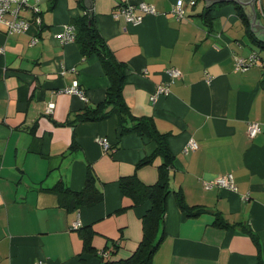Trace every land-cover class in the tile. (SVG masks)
<instances>
[{
  "label": "crops",
  "instance_id": "1",
  "mask_svg": "<svg viewBox=\"0 0 264 264\" xmlns=\"http://www.w3.org/2000/svg\"><path fill=\"white\" fill-rule=\"evenodd\" d=\"M177 1L91 0L87 8L84 0H39L38 13L28 6L19 12L30 23L26 31L7 34L0 26V264H98L83 250L88 231L97 252L118 245L112 259L128 257L140 242L150 204H133L118 180L133 174L145 185L159 180L160 157L136 167L154 152V142L132 133L120 137L115 116L69 124L87 104L102 101L108 85L94 53L83 56L76 38L62 43L58 37L87 12L127 66L122 94L132 115L150 117L173 156L164 169L170 187L164 236L151 264H264V67L238 71L235 65L236 57L264 56V50L248 37L232 4L213 7L206 21L200 16L205 0H182V18L171 12ZM126 2L137 13L140 3L155 12L143 14L138 25L127 23L113 16ZM242 6L251 25L252 9ZM254 10V24L264 27V0ZM263 27L253 32L264 40ZM170 67L180 76L168 95L152 100L156 87L170 81ZM74 81L87 102L62 91ZM249 123L260 127L252 138ZM96 137L106 138L108 148ZM191 139L198 148L184 153ZM88 168L103 200L67 210L47 189L62 182L79 191ZM226 173L235 190L213 185ZM175 192L187 211L200 212L187 216Z\"/></svg>",
  "mask_w": 264,
  "mask_h": 264
},
{
  "label": "trees",
  "instance_id": "2",
  "mask_svg": "<svg viewBox=\"0 0 264 264\" xmlns=\"http://www.w3.org/2000/svg\"><path fill=\"white\" fill-rule=\"evenodd\" d=\"M197 1L201 0H194V4ZM223 4H232L235 7L248 37L256 46L264 50V40L259 38L250 29V20L241 4L233 0L214 3L208 7H204L200 16L206 21L209 20L212 8ZM74 26L77 30L75 35L76 43L81 54L88 56L94 53L98 57L104 74L108 79V85L105 90L104 99L95 104H87L83 110L75 113L73 118L69 120V124L99 122L108 117L115 116L120 137L132 133L146 137L155 144L154 152L139 160L136 167L150 164L155 157L162 159L159 166L160 178L152 185L143 184L134 174L120 177L118 180L120 192L124 196L129 197L133 204H139L144 201H148L150 204L141 217L142 236L137 248L126 258L112 259L109 256L116 253L118 245L114 244L112 249L105 247L102 251L97 252L92 246L91 234L88 231L89 233L86 232L84 236L83 250L84 252L96 255L99 258L98 264H151L153 254L164 236L163 222L166 212V199L170 193L168 177L164 173V169L171 166L173 156L168 147L166 135L158 131L153 120L150 117H135L124 101L122 89L127 76V66L116 60L104 39L99 35L93 14L87 12L79 16L75 20ZM257 54L261 59L264 58L259 53ZM261 66L264 67V64ZM96 181V177L88 168L84 185L79 191L71 190L62 182L56 183L47 190L59 195V201L62 205L67 210H71L80 206H92L103 200L102 191L98 188ZM174 194L177 205L187 216L197 215L200 212L187 211L182 194L180 192H175ZM82 229H86L85 226ZM251 236L254 237L253 234Z\"/></svg>",
  "mask_w": 264,
  "mask_h": 264
},
{
  "label": "built area",
  "instance_id": "3",
  "mask_svg": "<svg viewBox=\"0 0 264 264\" xmlns=\"http://www.w3.org/2000/svg\"><path fill=\"white\" fill-rule=\"evenodd\" d=\"M39 0H0V26L5 28V32L7 34H13L18 32L26 31L30 25L28 21L20 17V10L23 7L28 6L32 9V11L36 14L39 12V8L35 3ZM31 4V5H30ZM190 4H194V0H190ZM139 9L141 13H137V8L126 2L125 4L119 5L117 10L114 12V17L122 16L127 23L138 25L143 20L146 14H152L155 12L153 6L147 5L145 3H140ZM172 13H174L178 18H182L184 14V7L182 0H178L173 6ZM145 14V15H143ZM35 22L40 24L39 17H35ZM62 43H67L73 41L75 38V28L71 24H67L64 27V31L58 36ZM36 39L31 41V44H34ZM264 64V58L261 59L256 52H252L247 58L236 57V70L245 71L253 65H262ZM166 72L170 78V81L166 82L164 85L160 84L156 87L155 93L152 96V100H154L158 95H168L170 93L169 85L173 82L174 78L180 76V71L176 68L170 67L166 69ZM65 93L77 94L81 100L87 102V98L84 93L80 90L78 86V82L74 81L73 85L70 87H66L62 90ZM53 103H49L45 109L47 114H51L53 112ZM260 131V127L258 123H249L247 128L248 137H254ZM95 140L102 145L105 149L108 148V141L104 137H96ZM198 148L196 141L190 140L189 143L184 148V153L189 152L190 150H195ZM213 185L218 186L220 188H226L229 190H235V182L234 177L231 173H226L223 175H219L213 182ZM211 184L206 185V188L210 187ZM79 221L74 222L72 224V229H77L79 227ZM35 264H46L42 260H38Z\"/></svg>",
  "mask_w": 264,
  "mask_h": 264
},
{
  "label": "water",
  "instance_id": "4",
  "mask_svg": "<svg viewBox=\"0 0 264 264\" xmlns=\"http://www.w3.org/2000/svg\"><path fill=\"white\" fill-rule=\"evenodd\" d=\"M205 1H206V5H205V7H206V6L209 5V3H218V2H223V1H227V0H205ZM233 1H235V2L238 3V4L245 5V6H250V7H251L252 12H253V16H252V23H251V25H250V29H251L252 31H257L258 28L263 27V26H261V25H258V21H257V24H254V19H255V17H256V13H255V10H254V3H255L257 0H233ZM84 4H85V6H86L87 8H91V7H92L91 0H84ZM249 15H251V13L248 14V16H249ZM252 26H255V27H256V30H253V29H252ZM263 28H264V27H263ZM261 32H262V31H261ZM263 33H264V32H263Z\"/></svg>",
  "mask_w": 264,
  "mask_h": 264
},
{
  "label": "rangeland",
  "instance_id": "5",
  "mask_svg": "<svg viewBox=\"0 0 264 264\" xmlns=\"http://www.w3.org/2000/svg\"><path fill=\"white\" fill-rule=\"evenodd\" d=\"M255 50H259L258 47H256ZM260 51H261V49H260ZM263 53H264V52H263Z\"/></svg>",
  "mask_w": 264,
  "mask_h": 264
}]
</instances>
